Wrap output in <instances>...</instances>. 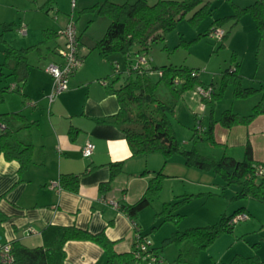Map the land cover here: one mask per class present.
Returning a JSON list of instances; mask_svg holds the SVG:
<instances>
[{
  "label": "trees",
  "instance_id": "obj_1",
  "mask_svg": "<svg viewBox=\"0 0 264 264\" xmlns=\"http://www.w3.org/2000/svg\"><path fill=\"white\" fill-rule=\"evenodd\" d=\"M232 5L233 13L214 19L203 35H207L211 28H220L227 20H232L231 27H234L244 14H250L256 28L264 31V0H255L242 7L234 3ZM207 7V3H203V0H156L153 3L147 0L122 3L103 0L81 10L95 11L109 20L103 35L95 41L92 49L104 59H109V56L116 52L124 55L123 68L114 67V63L110 61L113 73L108 85L109 90L117 97L118 110L112 115L101 118L100 122H111L123 132L131 156L156 153L167 159L174 153H180L184 165L212 172L222 180L223 187L230 184L237 185L238 189L232 198L237 200L251 198L264 203V172L260 175L256 173L259 165L264 167V161L253 160L249 142L245 144L242 158L238 159L223 152L219 159H215L199 150L196 145L199 140L194 136H192L193 144L188 149L182 147L177 140L171 125V116L174 115L175 104L183 92L193 89L197 83H200L196 69L173 64L154 66L149 64L150 61L145 65L134 66L138 56L142 55L141 52L148 48L150 42L162 38V33L173 28L188 11L194 10L189 20H195L208 14ZM14 26V22L2 23L0 40L3 32L12 30ZM50 33H52L50 30H43L45 37H49ZM227 34L228 31H224L220 46L223 45ZM132 47L136 49L130 53ZM32 48H36V45L15 48L7 44L3 50L0 75H4V71H7V75H14L20 83L16 82L13 89L10 86L1 87L0 103L8 91L21 93V87L27 78V53ZM239 66V63L235 62L233 67L224 69L220 73L217 85L211 82L202 85L206 88L211 87L208 98L201 96L202 101L211 108L222 95L227 84L232 86L234 99L248 97L256 91L261 92L259 100L248 114H239L230 108L221 112L217 121L227 128L237 124L246 125L255 116L264 113V78L260 80L257 88L243 86ZM121 78L122 81H119ZM161 89H164L162 93H160ZM214 122L216 121L211 117L209 126L203 131L205 136H200L212 145L216 144L212 133ZM32 124L33 122L28 121L18 111L0 112V155L8 161L16 160L19 164V172L25 170L31 160L33 143L29 136V128ZM196 129L197 127L194 126L193 130ZM109 169L110 179H113L121 172L122 162H110ZM163 176L161 169L155 171L144 193L137 200L131 204L120 205V209L131 221L133 232L143 238L145 235L141 234L136 217L158 197ZM78 180V174L62 173L58 185L61 189L75 191ZM191 196L192 194L181 195L177 197L180 198L178 200L164 202L161 210L156 213L161 216L160 223L166 220L178 221L182 216L178 212L179 207ZM240 213L248 215L243 205L233 209L232 213H222L219 220L214 223L174 230L164 240V243L174 242L177 245V255L173 264H195L201 250L207 248L220 234L232 231L236 223L234 217ZM157 226L153 225L152 229ZM41 234L43 242L38 246H27L18 240L9 241L12 256L10 264H63L64 244L68 240H89L98 244L105 253V264H113L115 259L122 264H144L136 261L133 248L129 252H117L114 248L115 241L109 239L103 230L90 232L75 225L48 224L42 229ZM148 247L160 256L156 247L152 245ZM261 263L257 254L246 256L236 253L224 264Z\"/></svg>",
  "mask_w": 264,
  "mask_h": 264
},
{
  "label": "crops",
  "instance_id": "obj_2",
  "mask_svg": "<svg viewBox=\"0 0 264 264\" xmlns=\"http://www.w3.org/2000/svg\"><path fill=\"white\" fill-rule=\"evenodd\" d=\"M86 13L93 15L88 19L90 23L95 21L93 17L97 19L99 31H93L91 24H87L85 35H82L77 28L79 51L82 58L85 57L84 63L70 76L67 89L51 102L48 95L52 78L45 70L47 63L43 68H31L32 64L27 59V78L20 93L22 100L20 104H14L13 110L33 122L29 128L33 149L31 160L22 172L18 171L16 160L8 161L0 155L1 242L18 240L27 246H38L43 242L41 231L46 225H75L90 232L103 230L109 239L115 241L117 252H129L135 237L131 221L120 205L137 200L155 171L161 169L166 177L179 179L183 183H198L199 180L216 183V178L210 176L209 172L184 165L181 156L171 159V162L160 154L131 156L123 132L111 122H100L101 118L116 113L119 107L117 97L108 85L113 68H108L109 65L111 67L110 58L104 59L99 55L101 60L92 58L93 63L86 56L90 51H96L92 47L103 35L109 20L95 11ZM21 25L26 24L20 23L18 27ZM43 30H50L52 33L47 38L54 40L48 47L52 51L48 63L58 62L62 39L56 29L44 28L42 33ZM27 33L30 35V29ZM32 45L35 44L29 43V46ZM86 48H89L87 53ZM7 74L4 71V75L0 76ZM241 77L243 86L255 88L264 78L251 76L250 85H247L244 77ZM4 82L1 79L0 88L7 86ZM255 82L258 86L254 85ZM7 93L1 102L4 105L8 101ZM29 101L34 105L27 104ZM231 104L233 112L249 113L241 111L239 103L236 107L234 101ZM0 112L13 111L0 109ZM213 134L217 142L227 146L228 151L224 149L223 152L240 159L243 156L237 157L229 150L234 148L244 153L245 144L249 142L253 160L264 161V113L258 114L246 125L237 124L227 128L215 123ZM87 140L93 142L94 150L90 156L84 157L81 147ZM115 161L122 162V170L110 179L109 163ZM62 173L79 175L75 191L50 186L51 183L58 184ZM181 195L184 193L173 191L169 199L161 198V203L173 202ZM101 197H104V201ZM111 199L118 202V208L109 203ZM138 224L141 232L142 225ZM29 229L33 232L28 233ZM153 247L158 250L157 245ZM64 251L63 264H105L106 261L103 249L89 240H68L64 244Z\"/></svg>",
  "mask_w": 264,
  "mask_h": 264
},
{
  "label": "rangeland",
  "instance_id": "obj_3",
  "mask_svg": "<svg viewBox=\"0 0 264 264\" xmlns=\"http://www.w3.org/2000/svg\"><path fill=\"white\" fill-rule=\"evenodd\" d=\"M102 1L74 0L75 5L72 6L71 0H0V33L2 22L15 21L16 23L12 30L3 32L2 40H0V62L3 59L2 51L7 44L15 48H25L33 42L36 48L28 51V63L32 64L31 68H43L46 63V65L49 64L48 61L52 57V51L48 47H51L54 40L45 37L42 29L52 28L59 32L66 26L71 16L82 35H85L87 24H91L90 28L93 31H99L100 24L96 21L97 19L93 17L95 20L93 24L88 20L93 16L92 13H86V11L84 13L81 10ZM112 1L122 3L134 0ZM147 1L153 3L156 0ZM254 1L203 0V3H207L209 10L206 16L189 20L194 10L188 11L173 28L162 33V38L151 41L148 48L141 52L142 55L151 59L150 65L173 64L195 68L197 71L200 83H197L193 89L183 92L175 104L174 115L171 116V125L175 136L182 147L186 149L190 148L194 138H197L199 141L196 145L202 153L219 159L227 146L217 142L214 134L213 138L216 142L214 145L206 139L200 138V136H205L203 131L209 126L210 118L216 119L213 125L215 123L220 124L217 120L221 111L224 108L233 109L231 104L233 101L235 107L239 103L241 111L248 113L260 98L261 92L256 91L248 97L234 99L232 97V86L227 84L222 95L211 108L209 104L202 101V95L198 91L200 87L206 88L202 85L210 82L217 85L220 73L228 67H233L235 62L239 63L240 74L244 77V82L247 85H250L248 83L251 76H264V31H259L256 28L250 14H244V17L242 16V19L234 27H231L232 20H227L220 26L224 31H228L221 46L220 40L203 35L214 19L233 13L232 3L242 7ZM20 23L26 24L25 34L18 31ZM29 29L31 37L27 33ZM42 39L43 41H41ZM88 49L86 48V53L89 51ZM135 49V47H132L129 52L133 53ZM79 54H82L81 51H79ZM86 57L93 63L94 60H101L97 51H92V53L90 51ZM109 58L114 63V67H124L123 54L116 52L111 54ZM84 60L85 57L82 58V63H84ZM82 63L81 65H83ZM112 67L111 64V67L109 65L108 68ZM153 76L155 77L156 74ZM1 79L5 81L3 84L7 86L16 85V82L20 83L14 75L0 76V83ZM119 81H122V78ZM254 85L258 86V83L255 82ZM163 90L161 89L160 93ZM7 96V103L5 105L0 103V109H12L14 111V104L21 103L22 95L19 92L12 91L8 92ZM194 126L197 127L196 131L193 130ZM229 152L237 157L243 156L239 149L231 148ZM180 156V153H174L168 157V161L171 162V159ZM209 174L216 178V183L208 184L202 180H199L198 183H183L179 179L164 175L158 197L153 199L151 204L141 210L136 217V221L142 225L141 233L146 236L147 242L158 247L159 264L174 263L177 255V245L174 242L164 243L165 237L171 235L174 230L214 223L219 220L222 213H232L233 209L239 205L246 208L247 217L236 221L231 232L220 234L207 248L201 250L197 255L195 264H224L236 253H244V255L257 254L262 262L261 264H264V203L251 198L239 200L232 198L238 186L230 184L223 187L222 180L218 176L210 171ZM190 179H192V176ZM173 191L174 193H184V196L185 194H192V196L179 207L178 212L182 216L178 221L166 220L160 223L161 216L156 215V213L163 206L161 198L166 197V199H169ZM178 199L180 198L176 200ZM153 225L158 226L152 229ZM113 264L122 263L115 259Z\"/></svg>",
  "mask_w": 264,
  "mask_h": 264
},
{
  "label": "built area",
  "instance_id": "obj_4",
  "mask_svg": "<svg viewBox=\"0 0 264 264\" xmlns=\"http://www.w3.org/2000/svg\"><path fill=\"white\" fill-rule=\"evenodd\" d=\"M72 6L75 5L74 0H71ZM18 31L21 34L26 33V28L24 25H21L18 28ZM58 34L60 35V38L62 39V44L60 45V48L58 50L59 54V61L58 62H51L48 64V66L45 68L46 72L50 74L52 78V87L51 91L48 95L49 102H51L59 93L66 90L68 87V81L70 76L74 73V71L81 65L82 63V56L79 54V40H78V32L77 27L75 24V21L70 17L68 23L64 28H62ZM224 34V30L217 27V28H211L208 31V36L215 38L217 40H221L222 36ZM151 59H147L143 55H139L134 66H137V64L145 65L147 64ZM160 74V72H158ZM103 84H105V81H102ZM14 85H11L10 88H14ZM202 96L208 98L211 93V87L208 86L207 88L200 87L198 90ZM29 105H34V102L29 101L27 102ZM94 150V144L90 140H87L84 145L81 147V154L84 157H88L92 154ZM264 172V167L259 165L257 167L256 173L258 175L262 174ZM51 187H57L59 188L58 184L51 183ZM101 200L104 201V197H101ZM109 203L115 207L118 208V202L114 199H111ZM246 214L240 213L237 214L234 217L235 221L241 220L246 218ZM33 232L31 229L28 230V233ZM135 237V244L133 245L134 249V257L137 262L144 263V264H156L160 261V256L155 251L149 250L150 243L147 242L146 236L143 238L140 235L134 233ZM12 262V256H11V246L9 241L7 242H1L0 241V263L2 264H10Z\"/></svg>",
  "mask_w": 264,
  "mask_h": 264
}]
</instances>
